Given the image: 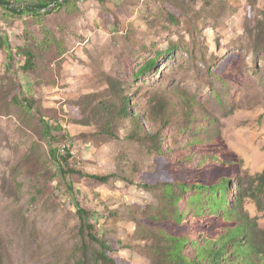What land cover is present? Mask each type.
Segmentation results:
<instances>
[{
  "label": "rangeland",
  "instance_id": "rangeland-1",
  "mask_svg": "<svg viewBox=\"0 0 264 264\" xmlns=\"http://www.w3.org/2000/svg\"><path fill=\"white\" fill-rule=\"evenodd\" d=\"M7 1L49 8L0 7L3 264H103L79 208L116 264H169L159 251L165 236L199 240L205 222L193 221L188 194L178 207L189 215L174 228L163 186L152 185L210 180L217 162L231 167L232 203L238 187L259 189L242 211L264 240V184L255 178L264 172V0ZM122 98L141 125L123 115ZM35 111L53 127L58 155H69L64 165L82 174L51 157ZM212 189L224 204L226 186Z\"/></svg>",
  "mask_w": 264,
  "mask_h": 264
},
{
  "label": "trees",
  "instance_id": "trees-1",
  "mask_svg": "<svg viewBox=\"0 0 264 264\" xmlns=\"http://www.w3.org/2000/svg\"><path fill=\"white\" fill-rule=\"evenodd\" d=\"M0 7L7 9L12 14L35 15L43 10H47L49 4L39 2L33 6L16 9L12 8L7 0H0ZM7 48L9 49L10 47L8 46ZM27 58L26 67L29 68L33 65V55L29 53L27 54ZM156 64V60L148 62L134 75V78L139 79L147 75L156 67ZM122 100L124 107L122 110L123 115L128 116L135 125H141V118L138 115H131V112L129 113L130 99L122 98ZM25 104L28 109L34 110L31 104L27 102ZM35 117L42 124L43 135L50 145L51 157L58 163L60 169L67 174H82L64 165V163L67 164L69 155L66 157L59 156L58 150L54 148L58 138L53 127L44 120L40 112L35 111ZM156 152L160 156L164 155L162 148L159 146L156 147ZM231 175V167L228 164L217 162L213 177L210 180L205 181L201 176H198L196 181L190 183L187 180H178L176 177H173L167 181H163L165 179L159 180L156 186L152 185L154 188L158 185H160L158 187L163 186L164 200L162 199L161 202L164 203L165 207L168 205V208H165L162 212L170 209L169 214L172 216L169 221L174 228H183L185 223L184 218L189 215V211L180 210L178 207L188 194L190 196L186 199V205L189 206L188 203L192 205L190 209L192 210L193 221L197 222L201 220L205 222L204 226L206 230L203 231L201 229L199 231V240L191 241L188 236L184 235L177 238L165 236L168 244H165V250L162 247L159 251L169 264H264V240H260L256 224L248 214L242 211L244 199L252 198L256 200L259 189L255 188L251 194L246 191L247 194H245L244 190L238 187V192H235V196L233 194L236 198L232 203L229 194ZM87 177L104 184L109 183L114 178L113 175H87ZM255 178L260 181L261 187H263L264 172ZM218 185H224L227 189V200L224 204L217 203L215 198L211 196L213 194L208 193V191H212V188ZM78 216L86 231V237L101 248L99 254L100 261L103 264H116L113 258L108 257L109 248L96 236V227L90 222L89 214L79 208ZM187 249L193 250V255H188ZM0 264H3L1 252Z\"/></svg>",
  "mask_w": 264,
  "mask_h": 264
}]
</instances>
